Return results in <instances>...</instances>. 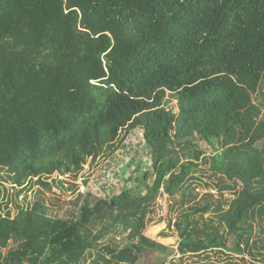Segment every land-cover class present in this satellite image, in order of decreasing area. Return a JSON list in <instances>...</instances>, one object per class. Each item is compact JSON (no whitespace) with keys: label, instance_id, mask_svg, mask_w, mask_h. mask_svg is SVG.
<instances>
[{"label":"trees","instance_id":"16d2710c","mask_svg":"<svg viewBox=\"0 0 264 264\" xmlns=\"http://www.w3.org/2000/svg\"><path fill=\"white\" fill-rule=\"evenodd\" d=\"M263 80L264 0H0L1 179L73 205L0 211V264H137L161 224L180 260L264 264ZM136 129L148 190L82 192Z\"/></svg>","mask_w":264,"mask_h":264},{"label":"rangeland","instance_id":"374dc122","mask_svg":"<svg viewBox=\"0 0 264 264\" xmlns=\"http://www.w3.org/2000/svg\"><path fill=\"white\" fill-rule=\"evenodd\" d=\"M261 91L264 92V80L262 81L261 85ZM172 102V99L169 98L168 103ZM259 103V102H256ZM264 111V110H263ZM215 148L219 149V145L217 141H213V145ZM125 147H126V153L123 155V150L121 149L115 153L113 158L109 159L106 162L101 163L97 168H93V174L90 178L88 189L91 191L96 196L102 197L103 194L101 192V189L103 192L110 191L111 194H117L119 191L127 185V181L124 179H119L117 172L111 168L110 162H113V160L116 161H122V157L124 156H129L128 158L132 157L138 161L140 158L144 157L146 159L149 158L146 147L143 141L142 137V131L140 129H136L133 131L130 136H128L127 140L125 141ZM197 149L203 151L207 156L212 153V147L208 144H198L196 146ZM194 149L193 147H187L186 149L184 148H179L176 150V153L180 157V161H185L187 159L191 158V150ZM136 151V152H134ZM143 164L139 163V169H142ZM107 174H109V178H107ZM5 171L0 170V211L3 214H8L11 217L15 215L17 212L18 207H23V208H31L34 204H39L40 206L43 207L41 210V214L45 215L48 218L51 219H65L68 217V215L72 211V198L69 195L68 191L60 193L58 190L55 191L53 189L50 190L48 186H34L28 188L27 191L24 193L17 195L16 190H13L9 184L4 183L2 181V177H4ZM153 179L147 180V184L150 186L151 182ZM203 183V182H202ZM124 185V186H123ZM198 189L197 191L202 195L205 191L206 188L203 184L197 185L196 186ZM114 192V193H113ZM59 193V194H58ZM110 194V195H111ZM107 197V195L105 196ZM158 202H160L158 212L156 213L158 216H160L164 210L165 207L161 205V200L158 199ZM168 211L166 213V217H169V219H172V223L174 219L177 217L178 212H171L169 208H167ZM208 216H204V219H209ZM196 218V217H195ZM215 221V220H214ZM158 226V225H157ZM165 229L169 233L172 232L173 234L169 238H160L158 236L159 231H162ZM163 230V231H165ZM176 232V231H175ZM173 229H170V231L167 229V225L161 224L155 231L151 233V230L149 229L146 232V237L149 239L156 241L157 243H160L161 245H164L166 247H169V250L166 252L162 251H152V252H146L142 254L139 258V261L137 264H159L162 261H165L166 264H171L170 261H175L176 264H210L204 261H198L195 263L194 259L191 258H183L179 259L178 253L176 251L177 245L179 243V237L177 236V233H175ZM113 239V238H112ZM114 241L117 243H124V237L120 236L118 238H115ZM234 244V240L231 238L229 239L228 246L232 247ZM11 247V245L9 246ZM7 250H4L3 252L5 253ZM97 252L92 253V257L88 258V261L86 264H105L103 262V259L100 255L96 254ZM232 257H234L235 260L240 261L237 257L232 254ZM246 261L248 263H242L240 264H253L250 260L249 257L245 256ZM234 261V260H231Z\"/></svg>","mask_w":264,"mask_h":264},{"label":"water","instance_id":"95a60500","mask_svg":"<svg viewBox=\"0 0 264 264\" xmlns=\"http://www.w3.org/2000/svg\"><path fill=\"white\" fill-rule=\"evenodd\" d=\"M138 161L133 157L126 158L119 166L120 177L127 181L125 190L128 193L147 191L149 188L145 180L146 171L138 168Z\"/></svg>","mask_w":264,"mask_h":264},{"label":"built area","instance_id":"2783aa9c","mask_svg":"<svg viewBox=\"0 0 264 264\" xmlns=\"http://www.w3.org/2000/svg\"><path fill=\"white\" fill-rule=\"evenodd\" d=\"M123 155L126 153V150H123ZM129 156H124V157H122V159H124V158H128ZM139 163H142L143 165H144V170L146 171V170H150V171H152V161H151V159L150 158H148V159H146V158H144V157H142V158H140L139 159V161H138ZM110 164H111V168L112 169H114L117 173H118V177H119V179H121V177H120V173H119V163L117 162V161H113V162H110ZM109 174H107V178H109ZM88 185H89V182L85 185V186H80V190L82 191V192H84V193H86V192H91L89 189H88ZM109 194H111V193H109V192H107L105 195H103V197H105L106 195L108 196Z\"/></svg>","mask_w":264,"mask_h":264},{"label":"crops","instance_id":"0c3cea01","mask_svg":"<svg viewBox=\"0 0 264 264\" xmlns=\"http://www.w3.org/2000/svg\"><path fill=\"white\" fill-rule=\"evenodd\" d=\"M126 150V149H125ZM134 152H136V151H134ZM130 158H132V155H131V157ZM126 160V158H124V159H122V161H117L118 163H119V166H120V164L123 162V161H125ZM112 161H116V160H112ZM124 186V185H123ZM102 190H104V189H101V192H102V194L103 195H105L107 192H109L110 193V191H107V192H103ZM166 226V225H165ZM161 231H159V233H160Z\"/></svg>","mask_w":264,"mask_h":264}]
</instances>
